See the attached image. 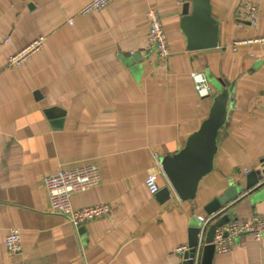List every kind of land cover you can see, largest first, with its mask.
<instances>
[{
  "label": "crops",
  "instance_id": "0c3cea01",
  "mask_svg": "<svg viewBox=\"0 0 264 264\" xmlns=\"http://www.w3.org/2000/svg\"><path fill=\"white\" fill-rule=\"evenodd\" d=\"M87 1L0 0V264H181L176 247L207 215L206 203L264 168V44L231 45L264 35V0H210L217 45L193 49L181 27L191 0H112L82 14ZM247 4L257 6L255 24ZM150 8L166 33L165 61L145 49ZM40 36L21 65H6L9 53ZM192 70L205 73L210 95L195 94ZM223 87L229 114L213 168L193 199H181L155 154L181 148ZM87 162L101 179L71 204L110 209L74 227L50 210L42 177ZM155 171L159 187L170 189L163 201L145 185ZM239 195L234 217L264 214V176ZM11 227L20 230L18 253L4 244ZM211 264H264V236L239 234Z\"/></svg>",
  "mask_w": 264,
  "mask_h": 264
},
{
  "label": "water",
  "instance_id": "95a60500",
  "mask_svg": "<svg viewBox=\"0 0 264 264\" xmlns=\"http://www.w3.org/2000/svg\"><path fill=\"white\" fill-rule=\"evenodd\" d=\"M182 13L181 27L187 37L188 49L217 45V21L211 14L210 0L185 2ZM229 94L228 87L216 93L207 115L186 137L184 145L176 152L160 157L170 187L181 199H193L200 179L213 168L218 129L226 123L229 114ZM263 176L264 168L250 172L246 175L244 186L232 184L206 203L204 210L207 215L214 213V220L204 225L199 221L188 228V248L183 253L181 264H211L215 252L211 243L215 228L234 218L232 207L239 194L243 190H250L255 181ZM155 195L159 201H163L170 196V189L167 185L162 186ZM196 251L197 258L193 262L192 258L187 257H193Z\"/></svg>",
  "mask_w": 264,
  "mask_h": 264
},
{
  "label": "built area",
  "instance_id": "2783aa9c",
  "mask_svg": "<svg viewBox=\"0 0 264 264\" xmlns=\"http://www.w3.org/2000/svg\"><path fill=\"white\" fill-rule=\"evenodd\" d=\"M112 0H88L80 9V13L86 14L95 10H101ZM245 9L249 13L250 23L255 24L257 21V6L247 4ZM147 31H146V51L148 53H156L161 60L165 61L170 51L167 43L166 33L162 26L159 13L154 8L146 11ZM72 22V19H68ZM8 39V38H6ZM44 37L40 36L30 41L25 46L16 49L8 54L6 65L15 67L21 65L34 52H36L43 44ZM263 43L264 35H256L251 37L236 38L232 41L233 49L240 44ZM194 92L199 97L210 95L211 87L207 76L204 72L192 70L189 73ZM156 162L161 171L160 157L155 154ZM158 172H151L145 178V185L152 194L158 191L159 184L157 181ZM101 179L100 171L95 163L87 162L68 168H60L55 172L44 175L42 184L46 189L50 210L56 212L66 218L74 227L80 226L84 221L107 215L109 213V205L106 202H98L91 205H85L74 208L71 204V195L85 190L88 187L98 183ZM214 213L198 217L201 225L214 220ZM216 218V217H215ZM241 233H250L255 238L264 236V214H254L248 217H234L224 224L217 226L214 231L211 243L217 252H226L230 249L236 237ZM4 244L10 253H18L21 250L20 230L16 227L8 229ZM187 244L176 247V250L182 255L187 250ZM192 258L193 262L197 258V251Z\"/></svg>",
  "mask_w": 264,
  "mask_h": 264
}]
</instances>
